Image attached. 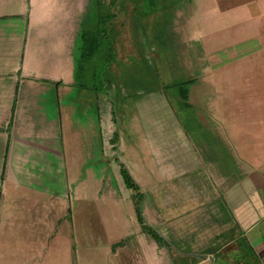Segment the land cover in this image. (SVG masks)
<instances>
[{"label": "rangeland", "instance_id": "rangeland-1", "mask_svg": "<svg viewBox=\"0 0 264 264\" xmlns=\"http://www.w3.org/2000/svg\"><path fill=\"white\" fill-rule=\"evenodd\" d=\"M101 1L105 82L77 72L88 0H28L0 21L13 68L28 35L19 91L0 100V264H219L200 234L173 241L170 227L193 195L257 192L264 207V17L249 0ZM254 37L251 53L236 47ZM263 230L253 247L231 231L243 259L264 264Z\"/></svg>", "mask_w": 264, "mask_h": 264}, {"label": "crops", "instance_id": "crops-1", "mask_svg": "<svg viewBox=\"0 0 264 264\" xmlns=\"http://www.w3.org/2000/svg\"><path fill=\"white\" fill-rule=\"evenodd\" d=\"M27 1L28 0H0V21L1 20L5 21L11 17L13 18L22 15L21 12L23 10L25 11L27 7ZM15 5L16 7H14ZM247 5H248V9L250 10L249 15H251L252 18L263 19L264 11L259 5L258 0H249ZM14 33L15 32L11 33L12 34L10 36L11 39H14L13 37ZM13 42L14 41L11 40H7V41L4 40L2 42L3 44L0 43V45L6 47L7 48L6 50L9 51L12 48L11 44ZM27 42H28V35H26L24 39V47L22 49V59H21L22 61L20 67L18 63V65L14 68L9 62L11 53H6V51H4L5 48L2 50V47L0 46V52L3 53V55L0 54V100L3 99L2 96L4 94H8V92H13L16 95L19 91L21 77L24 76L23 74L24 71L26 72V68L22 62L26 54ZM258 43L259 40L256 37H254L253 39H249L245 45L240 44V45H236V47L239 49L240 47H242L241 48L242 51L245 49L244 54H248L252 52L251 50L253 44L256 45ZM0 133H1L0 145H2L3 144L2 140L4 139V137L2 136L3 130H1ZM4 141L6 142V140ZM222 194L226 195L223 192ZM228 195H226L224 199L222 195L216 194L214 192L211 195L210 199L208 197V199L202 200L201 202H199L196 199L195 195H193L194 196L192 200L193 202H191V200L188 201L186 203L187 205L184 208V210L180 212L187 214H185L184 216L181 214V217H179L178 219V223H176V221L173 224L171 223L170 228L173 231L172 234L173 241L174 240L178 241L179 239L184 238L185 241L188 240L189 242V237H188L190 232L189 229H192L195 231L194 234L197 235L200 234V236L203 237L204 239V242H202L203 244L211 245L206 251L210 253L208 255V258L210 259L214 258L216 261L219 262V264H263L261 263L258 255L253 252L250 253L251 256L248 254L247 258L243 259V256L245 254H242L241 251L242 243L239 244V242H237V239L232 237V233H231V231H233L234 228L246 230V232H243L240 236L244 238L245 240L244 244L252 246L251 240L253 239V237L249 236V234L251 235L256 231V229H259L260 225L263 226L264 224V207L263 206L260 207L261 200L258 197L259 193L257 192H251V194L247 193L245 194V197L247 199L244 198L242 192H236L234 194H231L230 196ZM188 196L192 197L191 195ZM250 199L254 202V204L256 205L255 207L259 212L258 214H255V216L254 214L252 215L254 208L252 206L253 203ZM185 227L186 230H188V233H185L184 230ZM263 235H264V230L259 234L257 238H255V240H257L258 238H262L264 240ZM188 242L186 244H191ZM233 243L237 246L236 249L232 250L229 254L224 255L223 250L228 245H231Z\"/></svg>", "mask_w": 264, "mask_h": 264}, {"label": "trees", "instance_id": "trees-1", "mask_svg": "<svg viewBox=\"0 0 264 264\" xmlns=\"http://www.w3.org/2000/svg\"><path fill=\"white\" fill-rule=\"evenodd\" d=\"M88 2H89L88 10L84 18V21L87 22L88 24L85 29V33L82 34L81 40H79V43H81L80 46L82 48V57L80 58V60L79 59H77V61L75 60L77 63L76 66L77 72L78 70L84 69L83 65L85 64V67L87 66L85 72L91 73L92 71H94V76L101 78L102 82L104 79L105 82V80L107 81L109 77H111L110 64L113 61V56H114V55L112 56V51L110 50L112 46L109 36V26H110L109 23L111 19L109 17L105 19L101 17V19L99 18L98 22L95 24V20L92 18L91 11L92 9L97 8V3L100 4L99 7L100 10L101 7L104 6V4L103 1L101 0L98 2L97 0H88ZM113 16H111V18H113ZM108 50H110L111 54L108 53ZM99 69L100 70L102 69L103 72H99ZM121 173L123 175L126 185H128L134 190L132 196L134 198V205L137 213V218L140 222H143L144 205L142 201L144 194L141 192V187L135 181L134 177L132 176L131 172L128 170V167L125 166V164L122 167ZM139 197L142 198V200ZM152 235L156 239L159 240L161 239L158 236L157 232L152 233Z\"/></svg>", "mask_w": 264, "mask_h": 264}]
</instances>
